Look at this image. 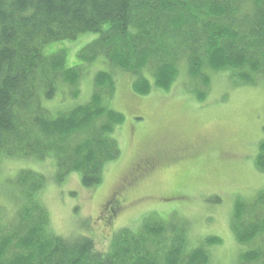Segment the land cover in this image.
Listing matches in <instances>:
<instances>
[{"label":"trees","instance_id":"trees-1","mask_svg":"<svg viewBox=\"0 0 264 264\" xmlns=\"http://www.w3.org/2000/svg\"><path fill=\"white\" fill-rule=\"evenodd\" d=\"M86 33L96 37L77 53L78 61L104 59L131 77L137 96L168 92L182 65L200 101L209 72L236 71L245 84L264 79V0H0V160H50L55 184L76 173L83 188L96 187L105 165L120 155L112 134L124 118L106 103L115 91L109 71L93 75L88 102L54 114L48 109L62 86L75 89L76 98L82 76L53 46ZM254 167L264 173V142ZM17 184L26 204L0 229V264H209L203 247L188 249L182 226L154 215L137 231L117 230L104 251L89 236L56 235L38 203L46 177L20 170ZM256 203H264V191L251 206L234 204L231 231L239 245L264 233V214L247 215ZM113 205L121 209L112 199L105 206L109 216ZM219 243L204 240L206 247ZM238 264H264V254L251 250Z\"/></svg>","mask_w":264,"mask_h":264},{"label":"rangeland","instance_id":"rangeland-1","mask_svg":"<svg viewBox=\"0 0 264 264\" xmlns=\"http://www.w3.org/2000/svg\"><path fill=\"white\" fill-rule=\"evenodd\" d=\"M95 37L86 33L53 46L66 52L67 66L81 67L82 76L76 98L70 94L75 89L62 86L48 109L54 114L59 108L88 102L93 75L109 71L115 91L106 103L124 118L112 134L120 155L105 165L102 182L91 189L80 185L76 173L53 183L56 171L50 160H0V229L5 231L24 206L17 174L30 170L41 172L49 183L38 203L48 213L49 229L56 235L89 236L104 251L117 230L137 231L146 217L154 215L182 226L188 249L203 247L209 264H238L239 257L251 250L264 254V233L250 244L239 245L231 231L236 200L251 206L264 191V173L254 167L264 142V79L245 84L236 71L209 72L200 101L194 94L197 85L182 65L168 92L153 89L137 96L130 89L131 77L109 67L104 59L91 65L78 61L77 53ZM158 155L161 160L154 169L136 172L138 160ZM112 199L119 201L121 209L109 216L106 208ZM255 209L264 214V203H256L247 215ZM167 235L170 239L168 230ZM208 237L220 239L219 245L204 246Z\"/></svg>","mask_w":264,"mask_h":264},{"label":"flooded vegetation","instance_id":"flooded-vegetation-1","mask_svg":"<svg viewBox=\"0 0 264 264\" xmlns=\"http://www.w3.org/2000/svg\"><path fill=\"white\" fill-rule=\"evenodd\" d=\"M158 153H160V152H158ZM143 155H146V154H143ZM160 160H161L160 156L157 158L147 156L145 159H141L140 161L138 160L137 163L135 164L136 172L143 173V172H147L149 170H152V169H154V166L157 163H159ZM109 210H110V213L115 214L118 210H120V208L118 209L117 207H115L113 205L111 209L110 208L108 209V212H109Z\"/></svg>","mask_w":264,"mask_h":264},{"label":"bare ground","instance_id":"bare-ground-1","mask_svg":"<svg viewBox=\"0 0 264 264\" xmlns=\"http://www.w3.org/2000/svg\"><path fill=\"white\" fill-rule=\"evenodd\" d=\"M60 96V95H59ZM43 107H44V105H43ZM52 157V156H51Z\"/></svg>","mask_w":264,"mask_h":264}]
</instances>
